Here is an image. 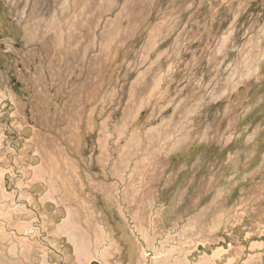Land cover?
Segmentation results:
<instances>
[{
    "label": "rangeland",
    "instance_id": "1",
    "mask_svg": "<svg viewBox=\"0 0 264 264\" xmlns=\"http://www.w3.org/2000/svg\"><path fill=\"white\" fill-rule=\"evenodd\" d=\"M0 264H264V0H0Z\"/></svg>",
    "mask_w": 264,
    "mask_h": 264
},
{
    "label": "crops",
    "instance_id": "2",
    "mask_svg": "<svg viewBox=\"0 0 264 264\" xmlns=\"http://www.w3.org/2000/svg\"><path fill=\"white\" fill-rule=\"evenodd\" d=\"M42 252V251H41ZM37 255H39V253L37 254ZM41 258H42V253H41V256H40Z\"/></svg>",
    "mask_w": 264,
    "mask_h": 264
}]
</instances>
